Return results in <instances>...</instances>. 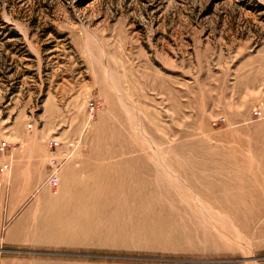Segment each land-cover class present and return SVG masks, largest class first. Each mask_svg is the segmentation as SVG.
Returning <instances> with one entry per match:
<instances>
[{
	"label": "rangeland",
	"instance_id": "374dc122",
	"mask_svg": "<svg viewBox=\"0 0 264 264\" xmlns=\"http://www.w3.org/2000/svg\"><path fill=\"white\" fill-rule=\"evenodd\" d=\"M1 143L0 264H264V0H0Z\"/></svg>",
	"mask_w": 264,
	"mask_h": 264
},
{
	"label": "crops",
	"instance_id": "0c3cea01",
	"mask_svg": "<svg viewBox=\"0 0 264 264\" xmlns=\"http://www.w3.org/2000/svg\"><path fill=\"white\" fill-rule=\"evenodd\" d=\"M44 162V157L41 156L39 159H34L31 154L29 155L27 153H23L20 157L14 159V164L12 161L10 179H8L10 192L7 200L5 218L14 219L15 217L13 218V215L18 212L26 195L29 194L31 189L40 186V175H37L36 178H34L32 172L34 165H37V163L42 164ZM3 239L5 242L7 241L8 243L16 244L28 240L23 224L20 221L12 225V228L4 234Z\"/></svg>",
	"mask_w": 264,
	"mask_h": 264
},
{
	"label": "bare ground",
	"instance_id": "6f19581e",
	"mask_svg": "<svg viewBox=\"0 0 264 264\" xmlns=\"http://www.w3.org/2000/svg\"><path fill=\"white\" fill-rule=\"evenodd\" d=\"M153 153H152V157H150L153 161H155V164L153 165L154 166V171L152 173L153 179H152V181L150 183L152 185V188H153V195L152 196H154V197L163 196L162 192H164V195L173 196V195H171V191L168 190L165 180L168 178L169 179V184H171V182L176 179L175 176H174V173L169 168V165H167V164L165 165L164 163H162V161L156 156V154H153ZM158 154H160V153H158ZM260 164L261 165H259L258 168H260V170H263L264 169V155L260 158ZM150 166H148L147 168H150ZM252 171H253V169H252ZM142 182L146 184L148 181L142 180ZM183 192H184V190H183ZM151 194H148V195H151ZM228 197H231V198H233L235 200H238V196L236 197V196H233V195H228L227 198ZM229 203H230V201H229ZM73 215L75 216L76 214L73 213Z\"/></svg>",
	"mask_w": 264,
	"mask_h": 264
},
{
	"label": "built area",
	"instance_id": "2783aa9c",
	"mask_svg": "<svg viewBox=\"0 0 264 264\" xmlns=\"http://www.w3.org/2000/svg\"><path fill=\"white\" fill-rule=\"evenodd\" d=\"M52 146L54 145H57V142L56 141H52L51 143ZM5 147V143H1L0 145V149H3ZM50 165V168H51V172H50V175L48 176V182L49 184L51 185H56L57 184V181H58V176H57V170H58V167L56 165V163L54 162V160L52 159V162L49 164ZM9 167V162H3L2 164V169H8Z\"/></svg>",
	"mask_w": 264,
	"mask_h": 264
}]
</instances>
